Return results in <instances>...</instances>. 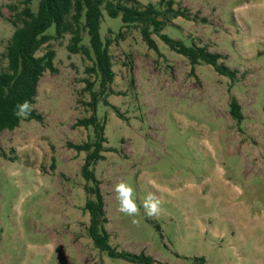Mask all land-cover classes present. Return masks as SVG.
<instances>
[{
	"label": "rangeland",
	"instance_id": "374dc122",
	"mask_svg": "<svg viewBox=\"0 0 264 264\" xmlns=\"http://www.w3.org/2000/svg\"><path fill=\"white\" fill-rule=\"evenodd\" d=\"M20 2L0 0V71ZM135 2L185 13L163 21L161 33L218 54L234 78L192 66L155 34L157 51L149 49L138 26L104 10L99 34L114 73L106 89L92 57L69 53L71 35L44 44L35 56L52 50L55 71L37 85L32 108L41 120L0 133V264H133L96 249L87 232L86 154L67 144L93 141L91 127L76 126L91 115L92 94L106 138L92 168L115 251L143 253L152 264H264V0ZM45 33L54 35V25ZM231 99L240 122L229 115ZM121 180L134 188L135 217L119 211ZM149 193L161 202L157 216L142 207Z\"/></svg>",
	"mask_w": 264,
	"mask_h": 264
},
{
	"label": "trees",
	"instance_id": "16d2710c",
	"mask_svg": "<svg viewBox=\"0 0 264 264\" xmlns=\"http://www.w3.org/2000/svg\"><path fill=\"white\" fill-rule=\"evenodd\" d=\"M33 1L21 0L20 2L23 6L21 12L17 14L20 26L15 27L6 47V69L0 71V133L14 130L23 118L41 120L40 115L33 108L31 113L23 118L14 115V111L15 106L24 101H29L33 106L39 79L44 72L53 73L55 71L52 50L46 51L42 56H35L39 49L51 39H59L67 34L71 35L67 46L69 53L93 58L92 71L98 74L102 89H106L112 83L114 73L108 53L109 41H102L99 34L102 10L110 18L120 16L124 26H138L142 41L151 50L157 51L156 43L151 38V35L155 34L169 50L186 58L192 66L203 63L210 65L217 74L231 80L235 76L234 71L217 63L220 59L218 54L209 53L204 47L194 44L187 46L183 41L171 39L161 33L164 26L163 21H168V18L183 17L187 19L188 16L183 12L168 10L170 15L166 16L152 5L142 9L136 7L135 0H125L126 3H133L131 6L114 4L109 0H38L36 12H33L30 8ZM159 17H162V20H159ZM14 24H16L15 21ZM52 25L55 27V34H46L45 32ZM83 34H86L88 46L82 43ZM92 96V101L88 103L91 115L78 120L76 126L91 127L93 141L78 145L67 144L69 149L86 154L80 175L85 182L84 192L87 195L84 210L89 217L88 236L94 247L105 252L110 258L123 259L133 264H152L153 260L143 253L136 255L117 252L109 244L108 234L103 227L107 222L103 198L99 191V182L92 168L96 162L103 159L102 153L105 152L103 146L106 143L105 121L99 123L95 113L97 102L94 98L95 95L92 94ZM228 111L233 120L238 122L242 120L240 106L234 99L230 100Z\"/></svg>",
	"mask_w": 264,
	"mask_h": 264
},
{
	"label": "clouds",
	"instance_id": "9594fccd",
	"mask_svg": "<svg viewBox=\"0 0 264 264\" xmlns=\"http://www.w3.org/2000/svg\"><path fill=\"white\" fill-rule=\"evenodd\" d=\"M32 111V105L29 101L17 104L14 115L23 118ZM115 199L119 205V211L129 217H135L140 212L136 199L134 198V188L126 181H119L114 185ZM161 202L154 194L149 193L142 202V207L147 216L153 217L160 214ZM135 222V221H134ZM52 247V246H50Z\"/></svg>",
	"mask_w": 264,
	"mask_h": 264
},
{
	"label": "flooded vegetation",
	"instance_id": "af4514ba",
	"mask_svg": "<svg viewBox=\"0 0 264 264\" xmlns=\"http://www.w3.org/2000/svg\"><path fill=\"white\" fill-rule=\"evenodd\" d=\"M91 240V239H90Z\"/></svg>",
	"mask_w": 264,
	"mask_h": 264
}]
</instances>
